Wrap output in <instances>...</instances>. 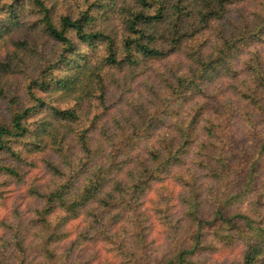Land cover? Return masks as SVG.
<instances>
[{
	"label": "trees",
	"instance_id": "16d2710c",
	"mask_svg": "<svg viewBox=\"0 0 264 264\" xmlns=\"http://www.w3.org/2000/svg\"><path fill=\"white\" fill-rule=\"evenodd\" d=\"M232 1L242 3L246 0H200L198 9L190 7L189 0H86L82 4L84 6H75L59 14L55 13L56 5L50 4L51 0H0V36L22 25L21 19H18L21 4L32 2L33 13L38 17L31 29H39L58 46L28 77L23 93L27 97V104L17 103L9 116L0 120V174L17 175L16 169L4 164L1 158L4 154L19 157L11 143L26 135L34 137L41 134L47 137L46 143L50 141L59 147L57 139L71 134L76 123L81 124L79 106L86 98L98 94L102 108L99 114H94L90 119L88 117L90 124L86 127L81 125L75 142L67 145V159L64 162L68 169L60 170L48 163L49 168H53L61 178L53 185L35 191L43 203L36 210L41 224L47 225L48 216L56 210L62 213L57 228L67 218L78 215L84 209L97 207L100 218L111 214L106 224L117 236L130 233L134 225L145 220L140 195L152 182L161 179V173L168 171L170 166L184 165V157L193 144L197 147L194 163L197 157L200 159L194 169L204 170L200 175H205L209 180L217 181L225 177L228 166L225 161H228L231 151L227 148V142H222L221 146L213 143L218 127L207 116V97L214 96L209 94L207 87L212 75L232 73L239 84V97L264 119V2L251 14L241 17L239 22L229 23L225 18L229 11L227 6ZM110 16L119 22L118 39L96 26L98 21L109 20ZM194 16L199 25L196 23V28L190 29L193 25L190 19ZM219 20H225L230 26L229 30L219 28L218 40L209 51L205 49L209 47L207 41L203 40L193 52L187 54L186 68L180 74L171 75L164 88L167 92L163 99L158 98L144 107L136 118L128 117L125 112V116L117 119L113 114L110 120L115 127L102 130L101 137L91 133L107 108L104 102L109 69H132L143 61L166 58L182 49L184 40L195 38L196 34L211 28L212 22ZM162 24L174 28L172 38L166 34L161 37L169 42L167 49L155 44V31L159 28L162 30ZM170 31L166 32L171 35ZM257 42L261 43L260 49L250 51L248 56L239 60L237 56H241L239 54L243 48ZM11 61L8 56L4 63L0 62V66L8 67ZM52 88L63 95L58 104L43 95ZM17 97L21 101V96ZM70 103L73 104L67 106ZM47 107L49 111L46 110L42 117L30 121L29 118ZM170 117L173 119H168ZM61 126L64 128L62 131ZM160 128L163 131H155ZM200 132L202 136L197 139ZM134 151L137 162H133ZM256 152L264 153V145ZM257 161L254 159L252 166L246 167L241 180L243 184L216 208L210 221L199 215L202 198L205 197L202 196L205 194L204 188L198 185L199 175H194L192 183H183L178 197L183 206L185 223L186 218L191 219L192 224L195 222L192 244L187 247L185 243L177 245L161 264H186L187 258L202 248L205 225L212 226L213 222L218 225L214 228L215 233L218 228L222 231L235 228L240 231L254 230L259 241L245 244L242 264H256L257 257L264 251V213L260 215L257 212L255 218L251 212L261 206L251 205L246 211L230 212L228 207L232 199L238 201L252 189L257 179ZM73 163L79 166L74 167ZM119 173H122V177H119ZM185 174L175 175V180ZM157 211L160 213L161 210ZM121 221H125V224L119 226ZM176 226L179 227L178 224ZM224 237L230 238L226 234ZM57 238L58 233L51 232L45 239V245ZM16 244L20 246L21 241ZM45 251H50V248H45ZM39 264L55 263L48 257Z\"/></svg>",
	"mask_w": 264,
	"mask_h": 264
},
{
	"label": "rangeland",
	"instance_id": "374dc122",
	"mask_svg": "<svg viewBox=\"0 0 264 264\" xmlns=\"http://www.w3.org/2000/svg\"><path fill=\"white\" fill-rule=\"evenodd\" d=\"M84 1L86 0H51L50 4L55 3V13L59 14L75 6H84L85 4L82 5ZM199 2L200 0H189L190 7L198 9ZM261 2L264 0H246L242 3L232 1L227 6L229 11L225 20L229 23L239 22L241 17L251 14ZM21 7L18 19H21L22 25L15 26L11 32L0 36V62L4 63L8 56L12 59L10 66H0V92H2L0 120L6 119L17 103L27 104V97H24L23 93L28 84V77L42 65L51 50L58 48L55 42L39 29H31V25L38 17L33 13L32 2H23ZM110 17L109 20L98 21L96 26L118 39L119 22ZM225 20L214 21L211 28L196 34L193 39L184 40L182 49L166 58L143 61L132 69L121 67L109 69L104 102L107 108L91 133L101 137L102 130H111L115 127L110 120L113 114L117 119L125 116V112L128 113V117L136 118L144 107L151 105L158 98L163 99L167 92L164 88L169 83L171 75L180 74L186 68L187 54L193 52L196 45L203 40L207 41L206 45L209 47L205 49L209 51L218 40L219 28L229 30L230 26ZM190 21L193 25L188 27L195 29L196 17H192ZM161 27L163 31L160 28L155 31L157 39L155 44L167 49L169 42L163 41L161 37L166 34L167 37L172 38L174 28H168L164 24ZM168 30H172L171 35L166 32ZM260 47L259 42L251 44L243 48L239 54L241 56L237 57L242 60L250 51ZM174 69L175 71L172 72ZM57 74L61 73L57 72ZM207 87L209 94L214 96L207 97L208 113L207 111L206 113L214 126L218 127L215 129L216 136L213 143L221 146L222 142H227V148L231 151L228 153L230 154L228 161H225L228 164L225 177L213 181L214 179L209 180L205 175H200L204 170L194 169L200 159L197 157L194 163L197 147L191 145L184 157V165L170 166L168 171L161 173V179L152 182L145 193L140 195L145 225L144 223L134 225L132 231L124 232L123 236H117L106 224L107 217L110 220L111 214L100 218V209L97 207L84 209L78 215L67 218L57 228L56 224L62 216L59 210L53 211L48 216L47 225L41 224L40 216L36 214V210L43 206L42 200L35 193L36 189L43 190L47 185H53L61 178L53 168H49L48 163L54 164L60 170L68 169L64 162L67 159L66 147L75 142L81 125L86 127L90 124L88 117L90 119L91 116L102 111L98 94L90 99L86 98L79 106L81 124L76 123L71 129V134L57 139L59 147L52 145L50 141H47V144V137L41 134L34 137L26 135L11 143V147L19 157L14 158L10 154L1 155L3 163L14 167L17 175L0 174V264H39L48 257H51L55 264L61 262L63 264H161L164 257L170 255L177 245L185 243L187 247L192 244L191 235L195 230V222L192 224V220L186 218L185 223L183 206L178 197L182 192L183 183H192L194 175L196 173L199 175L198 185L203 187L205 192L202 194L205 197L202 198L199 215L210 221L216 208L223 204L229 195L237 192L240 184H243L241 180L245 175V169L247 166H252L254 159L258 160L257 179L248 194L238 201L234 199L230 201L228 211H246L252 205L261 206L257 211L251 212L255 218L257 212L260 215L264 213V153L256 152L264 145V119L253 112L251 107H247L239 97L237 91L239 84L232 73L217 74V76L213 74ZM17 95L21 96V101ZM43 95L54 104H58L63 96L60 91L53 88ZM46 110L49 111L48 107L29 118L30 121L42 117ZM63 129L61 126L60 131ZM155 131H163V128ZM201 136L200 132L197 139ZM35 143L36 146L32 147ZM136 151L132 153L133 162H137ZM73 166L79 165L73 163ZM125 173L126 171L123 175ZM181 173L186 174L181 179L175 180V175ZM119 177H122V173H119ZM157 210L162 212L159 213ZM167 214L168 218L165 217ZM123 224L125 221H121L119 226ZM177 224L179 227L176 226ZM113 227L116 229V226ZM215 227L218 225L214 222L212 226L205 225L202 248L190 255L186 264H242L245 244L259 241L254 230L240 231L235 228L222 231L218 228V232L215 233ZM53 231L58 233V238L45 245L47 235ZM174 233L177 235L175 236ZM225 234L230 238L225 239ZM17 241H21L20 246L16 244ZM45 248H50V251L46 252ZM255 263L264 264V251L257 257Z\"/></svg>",
	"mask_w": 264,
	"mask_h": 264
}]
</instances>
